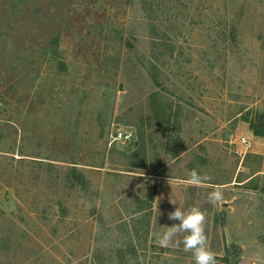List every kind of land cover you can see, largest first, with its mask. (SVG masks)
I'll use <instances>...</instances> for the list:
<instances>
[{
  "label": "rangeland",
  "instance_id": "1",
  "mask_svg": "<svg viewBox=\"0 0 264 264\" xmlns=\"http://www.w3.org/2000/svg\"><path fill=\"white\" fill-rule=\"evenodd\" d=\"M262 115L264 0H0V264H264Z\"/></svg>",
  "mask_w": 264,
  "mask_h": 264
},
{
  "label": "clouds",
  "instance_id": "2",
  "mask_svg": "<svg viewBox=\"0 0 264 264\" xmlns=\"http://www.w3.org/2000/svg\"><path fill=\"white\" fill-rule=\"evenodd\" d=\"M208 179L210 178L194 170L191 173L189 183L199 186ZM223 198V190L218 187L207 194V200L209 202H219ZM168 219L175 223H172L171 226H164L166 231L159 241L162 247H167L172 244L178 234L187 233V235H184L182 241L183 250L186 253L192 254L195 264H218L215 253L208 246L205 231V211L198 206H192L186 211L176 207L173 211L169 212Z\"/></svg>",
  "mask_w": 264,
  "mask_h": 264
},
{
  "label": "trees",
  "instance_id": "3",
  "mask_svg": "<svg viewBox=\"0 0 264 264\" xmlns=\"http://www.w3.org/2000/svg\"><path fill=\"white\" fill-rule=\"evenodd\" d=\"M153 79L156 81V78L153 77ZM246 122H248L254 136L264 138V115L259 116L257 119L254 118L251 121L246 120Z\"/></svg>",
  "mask_w": 264,
  "mask_h": 264
},
{
  "label": "built area",
  "instance_id": "4",
  "mask_svg": "<svg viewBox=\"0 0 264 264\" xmlns=\"http://www.w3.org/2000/svg\"><path fill=\"white\" fill-rule=\"evenodd\" d=\"M131 134H132L131 132H126V131L121 132V131H119V132H115L113 134V138H114V140L123 139V140L126 141V140H130V138L132 137ZM240 144L242 146H244V147H248L250 143H249V141L247 139L241 138L240 139Z\"/></svg>",
  "mask_w": 264,
  "mask_h": 264
}]
</instances>
